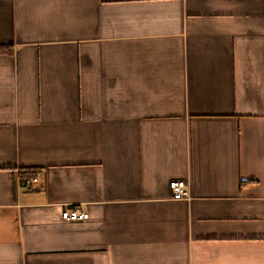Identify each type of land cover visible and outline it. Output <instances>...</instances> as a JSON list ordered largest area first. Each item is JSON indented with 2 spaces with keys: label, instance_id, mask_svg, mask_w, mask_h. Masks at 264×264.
<instances>
[{
  "label": "crops",
  "instance_id": "0c3cea01",
  "mask_svg": "<svg viewBox=\"0 0 264 264\" xmlns=\"http://www.w3.org/2000/svg\"><path fill=\"white\" fill-rule=\"evenodd\" d=\"M1 46L0 264H264V0H0Z\"/></svg>",
  "mask_w": 264,
  "mask_h": 264
},
{
  "label": "built area",
  "instance_id": "2783aa9c",
  "mask_svg": "<svg viewBox=\"0 0 264 264\" xmlns=\"http://www.w3.org/2000/svg\"><path fill=\"white\" fill-rule=\"evenodd\" d=\"M39 178L37 176L22 178V187L26 189H32L38 183ZM170 189L172 197L176 200H184L190 197V187L187 180L176 179L170 182ZM90 218V214L87 210L79 206H65L62 210V219L70 222L86 221Z\"/></svg>",
  "mask_w": 264,
  "mask_h": 264
},
{
  "label": "trees",
  "instance_id": "16d2710c",
  "mask_svg": "<svg viewBox=\"0 0 264 264\" xmlns=\"http://www.w3.org/2000/svg\"><path fill=\"white\" fill-rule=\"evenodd\" d=\"M0 53H8V54H13V49L9 48V47H4L1 46L0 47ZM36 175V171L35 170H31V171H27L26 173H24L23 177H31Z\"/></svg>",
  "mask_w": 264,
  "mask_h": 264
}]
</instances>
